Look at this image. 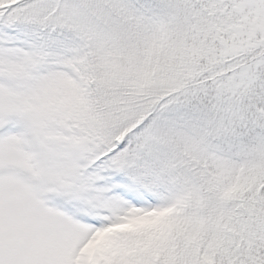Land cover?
<instances>
[{"label":"snow or ice","instance_id":"snow-or-ice-1","mask_svg":"<svg viewBox=\"0 0 264 264\" xmlns=\"http://www.w3.org/2000/svg\"><path fill=\"white\" fill-rule=\"evenodd\" d=\"M0 264H264V0H0Z\"/></svg>","mask_w":264,"mask_h":264}]
</instances>
